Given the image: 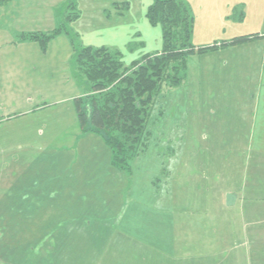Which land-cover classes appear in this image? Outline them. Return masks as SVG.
<instances>
[{
    "label": "rangeland",
    "instance_id": "374dc122",
    "mask_svg": "<svg viewBox=\"0 0 264 264\" xmlns=\"http://www.w3.org/2000/svg\"><path fill=\"white\" fill-rule=\"evenodd\" d=\"M179 1L194 20L191 42L197 48L264 28V15L260 24L243 21L238 18L239 9L229 19L218 18L211 4L221 0ZM71 2L79 17L67 23L70 35L61 33L44 48L38 41H20L23 34L52 33L69 13L66 5ZM152 2L10 0L0 6V264H146V253L151 251L144 246L156 245L159 237L158 221L145 218L155 214L151 198L155 195L149 185L161 195H156L157 206L168 209L170 201L164 196L163 181L176 166L170 160L177 157L172 155V149L195 148L199 139H189L186 132L178 133L176 138V133L170 138L163 134L167 124L177 125L178 119L186 120L187 115L180 104L182 97L176 95L180 91L164 90L150 110L140 153L130 161L128 171L116 169L103 140L80 130L73 101L84 97L90 84L72 62L74 47L107 48L119 53L124 66L160 50V27L150 26L145 19ZM247 49L244 51H250V47ZM237 50L239 53L243 49ZM249 60L239 63L234 73L225 74L218 69L217 81L224 86L202 91L208 96L201 99L224 102L220 107L213 103L205 110L209 118H222L226 138L213 147L227 146L229 167H235L237 158L239 165L247 163L251 168V148L257 150L254 142L245 139L249 148L235 156V144L240 145V140L235 137L234 128L241 121L243 127L248 123L247 114L241 111L245 108H234V102L253 98L263 77L251 63L246 64ZM228 62L225 69H230L232 62L220 61L222 69ZM208 76L214 77L213 73ZM205 82L212 87L218 83L215 79ZM172 102L174 108L170 109L167 105ZM163 106L171 112L168 119L162 115ZM175 114L176 120H172ZM210 141L203 139L202 144ZM260 148L263 151L264 140ZM253 157L257 159V155ZM261 166L260 172L255 173L253 203L243 205L244 211L253 209V214H264V163ZM184 172L186 177L192 175L188 170ZM246 172L230 170L228 176L224 171L211 172L209 183L218 188L208 203L197 202L201 210L206 211L213 201L206 214H222L214 205L225 185L246 196L252 182L251 171ZM90 182H95L94 187L88 186ZM194 182L192 185L199 183ZM201 187H205L204 182L197 190ZM199 194L186 199L191 202L189 207ZM137 206L146 213L144 218L141 214H123Z\"/></svg>",
    "mask_w": 264,
    "mask_h": 264
},
{
    "label": "crops",
    "instance_id": "0c3cea01",
    "mask_svg": "<svg viewBox=\"0 0 264 264\" xmlns=\"http://www.w3.org/2000/svg\"><path fill=\"white\" fill-rule=\"evenodd\" d=\"M211 5L215 9L216 16L224 20L229 19L235 9H239V20L240 18L243 21L247 19L251 22H258L257 24H260V19L264 15V0H221L220 3ZM246 34H258L260 38L241 45L219 47L202 55L190 56L185 85L171 91H180L176 95L182 97L180 104L182 103L183 108H186L187 115L186 120H183L182 117L179 118L177 125L171 127L167 124L163 134L170 138L176 133L173 137L176 138L178 133L186 132L189 139L191 137L199 139V145L187 150L183 148L172 149V155L177 157L170 160L176 166L171 174L168 171L165 181H163L164 196L167 202L170 201L168 209L164 208L163 210L162 207L157 206L155 201L158 192L149 185L150 192H154L155 195L151 197L154 204L152 209L155 214H149L145 217L146 213L138 209V206L124 210L123 214H141V218L152 217L158 221L156 228H158L159 237L156 240L157 242L154 243L156 245L144 246V248L151 251V253H146V264H264V214H253V209H250V211H244L243 209L245 202L253 203L254 190L257 186L254 181L255 173L260 172L261 163H264L261 160L264 156V149L262 151L260 148L261 140H264V28ZM236 37L240 36L214 41L213 44L218 45V43L229 42ZM208 46H212V44ZM249 47L250 51L245 52L244 50H248ZM236 49L243 50L238 53L235 52ZM243 53L250 58L246 64L251 63L255 70L263 75L259 87L257 86L256 95L252 96L251 94L250 96L253 98L246 101H235V106H233L234 108H245V111L243 109L241 111L243 114H247L246 123H248V126L243 127L241 121L239 122L241 125L234 128V135L239 137L240 140L238 142L240 145L235 144V156L242 155L245 147L249 148V145H245L244 140L250 139L257 146V150L251 148V168L247 167V163L243 166L239 165L240 162L237 158L235 167H229V151L225 149L227 146L213 147L223 142L222 140L226 138V130L222 129V118L207 117L205 109L210 108L213 103H216V107H220L219 104L223 105L224 102L201 99V97L208 96L202 91L212 90L215 87L220 90L224 86V84L217 81L218 69H221L225 74L234 73L238 68V64L248 59ZM239 55H242L241 58L238 57ZM236 58L239 59L236 61ZM222 59L230 60L232 67L225 69L230 64L228 62L222 69L220 65ZM240 67L242 66L240 65ZM212 73L214 77L210 79L208 74ZM214 79L218 82L216 86L212 87V84H206L205 82H212ZM162 97H164V94ZM162 101L163 99L160 100L161 105L163 104ZM167 107L173 109L174 103H168ZM163 110L165 113H162V115L168 119L171 115L170 110H166L164 106ZM172 118V120H176V114ZM179 122L182 124L181 126ZM203 139L205 141L210 139L211 141L204 145L202 144ZM230 153H233L232 148ZM254 155H257V159L253 157ZM184 170L192 172V175L186 177ZM230 170L233 172L251 171L250 192L246 196L244 194L239 195V193L233 192L225 185L221 189V201L218 200L217 203V200H214L217 203V205H214L215 209L222 214H206L207 210L212 208L211 202L213 203V201L209 203L206 211L201 210V204L197 202L208 203L212 198L211 193L215 188H218L217 185L209 183L212 177H210V173L217 174V172L224 171L228 176L227 172ZM260 178L257 176V181H260ZM155 181H158V179L155 178ZM194 181H199V183L192 185L195 183ZM202 182L205 183V187L197 190ZM93 183L95 182H90L88 186L94 187ZM197 192L200 193L199 198H197V201H192L193 206L189 207L191 202L186 199L195 198ZM158 196L161 197L160 194Z\"/></svg>",
    "mask_w": 264,
    "mask_h": 264
},
{
    "label": "trees",
    "instance_id": "16d2710c",
    "mask_svg": "<svg viewBox=\"0 0 264 264\" xmlns=\"http://www.w3.org/2000/svg\"><path fill=\"white\" fill-rule=\"evenodd\" d=\"M8 1L0 0V6ZM66 8L69 13L52 33L23 34L20 41H38L44 48L57 35H70L67 23L77 20L79 15L72 2ZM145 19L150 26L160 27L162 48L141 56L129 66H124L119 53L104 47L73 50L74 69L90 84L89 92L73 101L80 130L99 136L110 149L111 165L121 171L129 170L130 161L144 146L148 117L157 98L164 90L171 92L185 85L190 56L260 38L258 34L240 36L197 48L191 42L194 20L179 0H153Z\"/></svg>",
    "mask_w": 264,
    "mask_h": 264
}]
</instances>
